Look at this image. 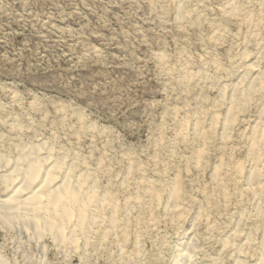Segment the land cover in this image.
I'll return each mask as SVG.
<instances>
[{
  "label": "rangeland",
  "instance_id": "obj_1",
  "mask_svg": "<svg viewBox=\"0 0 264 264\" xmlns=\"http://www.w3.org/2000/svg\"><path fill=\"white\" fill-rule=\"evenodd\" d=\"M262 1L241 0L248 29L245 12L223 11L227 0H186L182 19L177 0H0V156L44 143L110 200L103 225L75 251L0 228V264H175L171 250L191 228L200 264H233L221 239L236 223L259 244L263 158L261 217L246 179L248 135L264 98L234 112L226 140L219 90L236 82L241 59L255 60L264 47ZM171 188L175 210L167 209ZM112 206L119 225L109 231Z\"/></svg>",
  "mask_w": 264,
  "mask_h": 264
},
{
  "label": "bare ground",
  "instance_id": "obj_2",
  "mask_svg": "<svg viewBox=\"0 0 264 264\" xmlns=\"http://www.w3.org/2000/svg\"><path fill=\"white\" fill-rule=\"evenodd\" d=\"M177 1H178L177 18L182 19L183 18V14L185 12L184 3H185L186 0H177ZM263 4H264V0L262 1L261 6ZM242 8H243V3L241 2V0H227V2L225 3V5L223 6L222 9L228 15H236L239 12H243V13L245 12L244 16L242 18H243V21L245 22L246 26L249 29L250 26H251V23H252L251 22L250 13L248 11H246V10H243ZM193 11H195V10L193 9ZM261 12H262V10H261ZM236 19H238V17ZM260 20H261V18H260ZM257 23H259V22H257ZM240 24H241V22H240ZM216 25H218V24H216ZM181 27H183V26H181ZM238 32H239V30H238ZM252 34H254V33H252ZM227 36H228V34H227ZM210 37H211V35H210ZM255 40H257V39H255ZM211 41H212V39H211ZM229 46H231V45H229ZM228 51H230V50H228ZM239 53H240V51H239ZM248 53L249 52H247V53L244 52L242 54L245 56L246 54L248 55ZM256 53H257V56H256L255 60L246 61L245 59L244 60L241 59L242 64H240V67H238L236 69V71H235V74L238 75V79L236 80V82L233 83V84H229V85H227V84L225 85L224 84L221 87V89L219 90V96L221 98V104L225 107V116L223 117V126H222L223 127L222 138L223 137L225 138L226 137V133H227L226 131H228V129L229 130L231 129V128H229L230 121H231V118H233L232 115L234 114V112L238 108H240V110L243 108V110H244V107L249 102H251V101L258 102V101H260L262 99V97L264 98V66H261V61L264 58V47L261 46ZM240 55H241V53H240ZM250 56H252V55H250ZM241 57H242V55H241ZM237 59H238V57H237ZM238 63H239V61H237V64ZM205 65H207V64H205ZM217 67H218V64H217ZM218 70H219V68H218ZM197 72H199V71H197ZM205 74H207V73H205ZM228 76H227V78H228ZM189 77H190V75H189ZM192 78H189V79H192ZM221 78H222V76H221ZM256 104H258V103H256ZM209 109H210V107H209ZM263 110L264 109L260 108L259 113L262 112ZM176 112H177V110H175V115H176ZM217 115H218V113H217ZM217 115L213 114V116H214L213 119H214L215 122H217V120L219 119ZM236 116H238V115L236 114ZM259 116L260 117L258 118V120L255 121L253 126L250 128V133L248 135V142L249 143H248L247 157L250 159V161H251L250 163H253V165L250 168V173H249L248 177L246 176L247 177V179H246V189L248 190V192L250 191V193L253 195V198L255 200L254 201L255 202V208H256V212L255 213H257L258 216H259L258 213L260 212L259 211V209H260L259 208V206H260L259 205V203H260L259 199H261L260 196H259L258 188L262 185L261 179H260L262 176L260 177L261 174H260V171L257 168V164H259V163H257V162L260 161L261 158L264 159V117H263L264 115L262 116V114L260 113ZM185 122L188 123V121H186V120H185ZM182 125H183V123H182ZM195 125H193V126H195ZM215 127H217V125ZM186 128H187V126H186ZM181 130H182V128H181ZM186 130H184V131H186ZM195 130H196V128H195ZM241 136H242V134H241ZM203 137H204V135H203ZM186 139H187V137H186ZM202 139H204V138H202ZM227 139L228 138L226 137V140ZM222 141H224V140H222ZM27 146H29V145H27ZM45 146L46 145L44 143H39V144L37 143L36 145H32L31 147H28V148H26L25 146L21 147V148L19 147L20 148L19 153L13 159H10L6 155H1L0 156V166L3 165V170L0 169V191H1V194H0V228L4 229L5 231L6 230L7 231L8 230L14 231L15 234H17L18 236H21V234L23 233V234H26V236L31 235L33 238H36V239L41 238V236L43 238L44 235H47L48 237H50L53 240V243H55L56 247H60L62 245H63L62 247L70 246V247L73 248L71 250H74V249H77V245H78V242L80 240H83L84 243L85 242L87 243V241H89V239H88L89 235L92 234L91 232L93 231V229L95 227L99 228L100 225L101 226L103 225V224H100L102 222V216L101 215L103 214L102 211L104 209H106L107 205H109V203L107 202V200H109V198L105 199L104 198L105 194H103V195L101 194L102 196H98L96 194V192H95L96 189L94 188V185H95L96 182L95 183L93 182L94 185H88L87 187H85V185H84L85 181H83V180H84V178L86 176L84 178H83V176L86 175V174L83 175V173L82 174L80 173V174H77L76 176L73 177L71 175L73 173H72V168L70 167V165H68V164L66 165V161H65V165H64V159L63 158H61V159H58L57 157L54 158V155H52L53 151L51 152V149H47ZM230 147H231V145H230ZM15 149H17V148H15ZM228 153H229V151H228ZM241 161H243V160H241ZM63 165H64V167H63ZM231 167H233L232 164H231ZM228 170H230V169H228ZM260 170H261V168H260ZM234 171H236V169ZM234 171H233V173H230V175L234 174ZM81 172H83V171H81ZM217 176H218V174H217ZM215 178H216V176H215ZM223 179H226V178H223ZM96 181H97V179H96ZM217 183H219V182H217ZM214 184H216V183L214 182ZM150 187H152V186H150ZM173 189L171 188V191H169L170 195H169V198H168L167 209H174L175 210V209L178 208V205H176L175 201H176L177 195H179V193L177 194V192L175 190H173ZM223 190H224V188H223ZM259 190H261L263 192L264 189L262 190L260 188ZM239 191H240V189H239ZM8 193H10V194L8 196H6V194H8ZM212 195H213V193H212ZM225 196H226V194H225ZM241 196H242V194H241ZM203 197H204V195H203ZM205 197H206V195H205ZM242 197H240V198L242 199ZM228 201H229V199H228ZM147 202H149V201H147ZM151 202H150V204H151ZM206 202H207V200H206ZM184 206H185V204H184ZM206 206H208V205H206ZM219 207H220V205H219ZM113 208L114 207L112 206V209H110L111 211L109 213V216L107 217V221H108V224H109V226H108L109 231H112L113 229H115V224H118L115 221V218H114V214H113L114 210H113ZM208 209L210 211V208H207V210ZM183 211L185 212V210H183ZM241 215H243V214H241ZM255 216H256V214H255ZM187 217H188V215H187ZM260 217H261V212H260ZM104 218H105V215H104L103 219ZM240 219H241V217H240ZM240 219H238V220H240ZM252 220H253V218H252ZM239 224L236 223L233 228L229 229L225 234H223V238L221 239L222 248L223 249L224 248H230L232 250L231 256H233V258H234V260L232 262L233 264H264V235H262L259 244L253 245L254 240L251 237L252 236L250 234L251 232L250 233L249 232H243L244 229L242 230V228H240ZM105 225H106V223H105ZM102 228H104V227H102ZM96 230L97 229H95V231ZM96 232L94 234H96ZM104 233H102V234L104 235ZM109 233H111V232H109ZM113 233L115 235V232H113ZM241 235H242V239L240 240ZM91 236L93 237V235H91ZM21 237H23V236H21ZM112 237H114V236H112ZM193 237H194V231H192V228L189 229V230H186L182 234L181 241L179 243H177L172 248L171 256H172L175 264H200L201 261L199 262V259H198V253L200 252L199 251L200 249L196 246V244H195V242L193 240ZM103 238H105L104 239V241H105L106 240L105 235H104ZM100 239H101V236H100ZM212 239L214 240L215 238L213 237ZM101 241H102V239H101ZM116 242H117V240H116ZM121 254H122V252H121ZM254 256L257 258L256 261L255 262L253 261L252 263H250L251 261L248 262V259L249 258H254ZM211 261L214 264H219L220 262H222L221 258H212ZM0 263H1V260H0Z\"/></svg>",
  "mask_w": 264,
  "mask_h": 264
}]
</instances>
